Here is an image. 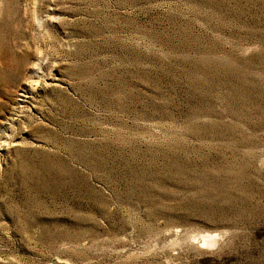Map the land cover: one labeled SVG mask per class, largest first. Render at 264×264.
Listing matches in <instances>:
<instances>
[{
    "label": "rangeland",
    "instance_id": "rangeland-1",
    "mask_svg": "<svg viewBox=\"0 0 264 264\" xmlns=\"http://www.w3.org/2000/svg\"><path fill=\"white\" fill-rule=\"evenodd\" d=\"M0 264H264V0H0Z\"/></svg>",
    "mask_w": 264,
    "mask_h": 264
},
{
    "label": "bare ground",
    "instance_id": "bare-ground-1",
    "mask_svg": "<svg viewBox=\"0 0 264 264\" xmlns=\"http://www.w3.org/2000/svg\"><path fill=\"white\" fill-rule=\"evenodd\" d=\"M40 64V63H39Z\"/></svg>",
    "mask_w": 264,
    "mask_h": 264
}]
</instances>
